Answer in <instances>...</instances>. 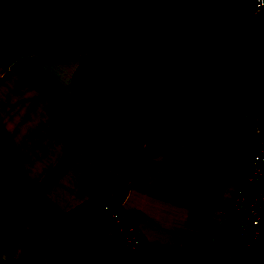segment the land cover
I'll return each instance as SVG.
<instances>
[{
  "label": "crops",
  "instance_id": "1",
  "mask_svg": "<svg viewBox=\"0 0 264 264\" xmlns=\"http://www.w3.org/2000/svg\"><path fill=\"white\" fill-rule=\"evenodd\" d=\"M236 14L199 0H0L2 224L55 171L34 200L47 224L99 199L127 213L144 255L264 264V227L245 254L227 214L264 105V13ZM99 229L122 242L111 214Z\"/></svg>",
  "mask_w": 264,
  "mask_h": 264
},
{
  "label": "trees",
  "instance_id": "2",
  "mask_svg": "<svg viewBox=\"0 0 264 264\" xmlns=\"http://www.w3.org/2000/svg\"><path fill=\"white\" fill-rule=\"evenodd\" d=\"M236 16L245 24L255 18L249 9ZM142 22L143 17L105 34L102 45L139 27ZM54 177L55 171L22 206L16 221L9 226L0 221V264H175L168 255L135 253L123 241L104 238L99 229L104 202L99 199L53 224L44 222L34 208V200ZM57 235L60 240L55 241ZM47 237L53 239L50 247L43 244V238Z\"/></svg>",
  "mask_w": 264,
  "mask_h": 264
},
{
  "label": "built area",
  "instance_id": "3",
  "mask_svg": "<svg viewBox=\"0 0 264 264\" xmlns=\"http://www.w3.org/2000/svg\"><path fill=\"white\" fill-rule=\"evenodd\" d=\"M255 18L264 13V0H245ZM252 135L258 138L257 150L243 183L236 188L235 200L227 214L238 222L237 242L240 250L255 251L264 227V105L253 118ZM102 211L114 218L122 241L135 253H141L143 238L120 206L104 204Z\"/></svg>",
  "mask_w": 264,
  "mask_h": 264
},
{
  "label": "water",
  "instance_id": "4",
  "mask_svg": "<svg viewBox=\"0 0 264 264\" xmlns=\"http://www.w3.org/2000/svg\"><path fill=\"white\" fill-rule=\"evenodd\" d=\"M206 5L222 11L243 13L247 10L245 0H207Z\"/></svg>",
  "mask_w": 264,
  "mask_h": 264
},
{
  "label": "rangeland",
  "instance_id": "5",
  "mask_svg": "<svg viewBox=\"0 0 264 264\" xmlns=\"http://www.w3.org/2000/svg\"><path fill=\"white\" fill-rule=\"evenodd\" d=\"M72 236H73V234H72ZM52 240L53 239L51 237L43 238V244L45 245L44 247H50ZM57 240H60L58 235L55 237V241H57Z\"/></svg>",
  "mask_w": 264,
  "mask_h": 264
}]
</instances>
